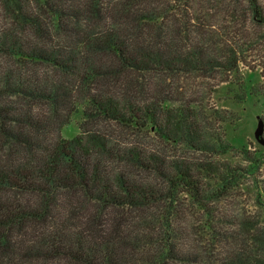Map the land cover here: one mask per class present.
<instances>
[{
  "label": "trees",
  "instance_id": "16d2710c",
  "mask_svg": "<svg viewBox=\"0 0 264 264\" xmlns=\"http://www.w3.org/2000/svg\"><path fill=\"white\" fill-rule=\"evenodd\" d=\"M242 67L264 0H0V264H264V184L220 210L261 157L207 103Z\"/></svg>",
  "mask_w": 264,
  "mask_h": 264
},
{
  "label": "rangeland",
  "instance_id": "374dc122",
  "mask_svg": "<svg viewBox=\"0 0 264 264\" xmlns=\"http://www.w3.org/2000/svg\"><path fill=\"white\" fill-rule=\"evenodd\" d=\"M207 103L228 119L219 123V126L224 133V140L232 145L233 151L220 154L217 158L249 166L235 150V147L243 146L262 160L257 179L250 174L241 177L239 186L225 199L228 202L220 204V210L231 220L230 226H238L243 218L257 220L261 206L255 201V185L264 184V142L261 139L264 136V68L262 73L259 68H240L229 81L216 86ZM78 122L79 116L72 115L70 122L60 129V137L69 139L75 136L78 133Z\"/></svg>",
  "mask_w": 264,
  "mask_h": 264
}]
</instances>
